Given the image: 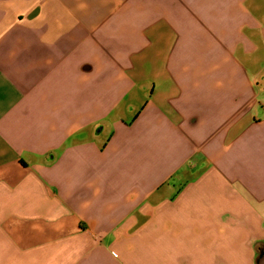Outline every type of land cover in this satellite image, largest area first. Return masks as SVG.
<instances>
[{
	"label": "crops",
	"instance_id": "1",
	"mask_svg": "<svg viewBox=\"0 0 264 264\" xmlns=\"http://www.w3.org/2000/svg\"><path fill=\"white\" fill-rule=\"evenodd\" d=\"M0 264H264V0H0Z\"/></svg>",
	"mask_w": 264,
	"mask_h": 264
}]
</instances>
